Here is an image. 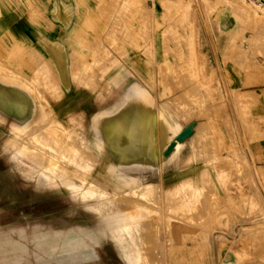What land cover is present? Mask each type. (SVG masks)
Returning a JSON list of instances; mask_svg holds the SVG:
<instances>
[{
  "label": "rangeland",
  "instance_id": "374dc122",
  "mask_svg": "<svg viewBox=\"0 0 264 264\" xmlns=\"http://www.w3.org/2000/svg\"><path fill=\"white\" fill-rule=\"evenodd\" d=\"M244 4L254 15H264V8L245 0H0V36L21 20L46 27L64 20L71 26L67 41L78 96L60 111L59 85L47 62L38 67L36 58L20 49L0 58V77L20 87L30 102L23 127L0 113V264H125L107 234L112 225L105 216L128 212L156 224L151 226L154 250H145L150 244L140 240L145 228H139L137 241L151 264L153 253L164 254L166 264L171 259L177 264H264L259 240V227L264 228V22L254 24L251 12L238 8ZM60 10L70 17L59 18ZM20 63L37 65L30 67L29 79H21ZM83 76L96 79L98 108L102 98L112 111L125 99L134 105L136 92L144 90L139 97L150 110L165 106L168 135L200 123L199 131L176 159L165 162L159 128L158 166L121 171L112 155L102 160L95 150L93 126L98 124L85 114L82 94L90 86L79 81ZM53 137L54 153L43 150L40 142ZM74 183L84 186L77 191ZM91 188L92 196L85 192ZM114 189L121 194L134 190L139 205L146 206L136 203L135 213L130 212L137 200L132 193L109 208L101 205L100 190L113 199L118 196Z\"/></svg>",
  "mask_w": 264,
  "mask_h": 264
},
{
  "label": "bare ground",
  "instance_id": "6f19581e",
  "mask_svg": "<svg viewBox=\"0 0 264 264\" xmlns=\"http://www.w3.org/2000/svg\"><path fill=\"white\" fill-rule=\"evenodd\" d=\"M239 9H240V11H243V12H251L250 13V15L252 16V18H254V21H253V23L254 22H256L257 21V23H263L264 22V15H262V16H260V15H258V14H256V15H254V9L250 6V5H243V6H239L238 7ZM263 9V8H262ZM253 11V12H252ZM263 11V13H264V10H262ZM248 15V14H247ZM251 20V19H250ZM253 20V19H252ZM257 23H256V25H257ZM255 24V23H254ZM261 26V25H260ZM260 26L258 27V28H260ZM262 28L264 27V25H262L261 26ZM52 28V27H51ZM257 28V29H258ZM261 28V29H262ZM263 30V29H262ZM258 31V30H257ZM260 32V31H259ZM258 34V33H257ZM108 35V34H107ZM129 37L131 36V34L130 35H128ZM99 37V36H98ZM107 38V37H106ZM131 42V41H130ZM133 42V41H132ZM98 45V44H97ZM85 46H86V44H85ZM102 47H104V46H102ZM14 48V47H13ZM105 48V47H104ZM103 48V49H104ZM18 49H20V48H18ZM14 50V49H13ZM93 50V49H92ZM136 50V49H135ZM90 51V50H89ZM136 51H138V50H136ZM19 52V51H18ZM21 52V51H20ZM17 53V52H16ZM96 53V52H95ZM12 54V53H11ZM19 55H21V54H19ZM92 55V54H91ZM103 58V57H102ZM104 59V58H103ZM17 60V59H16ZM86 61V60H85ZM108 61V60H107ZM82 62V61H81ZM16 63V62H15ZM88 64V63H87ZM1 65V64H0ZM105 66V65H104ZM91 67V66H90ZM4 68V67H3ZM77 68V67H76ZM86 70V69H85ZM90 71V70H89ZM79 73V72H78ZM99 73V72H98ZM1 74V73H0ZM75 74V73H74ZM90 75V74H89ZM3 76H4V74H3ZM88 76V75H87ZM87 76H86V79H87ZM84 77V76H83ZM90 77V76H89ZM96 78V77H95ZM41 79V78H40ZM72 80H74V79H72ZM103 80V79H102ZM41 81V80H40ZM84 81V80H83ZM88 79H87V83H88ZM26 82V81H25ZM74 82H75V80H74ZM86 82V81H85ZM76 83V82H75ZM83 84H85V83H83ZM94 84V83H93ZM75 85V84H74ZM85 85H87V84H85ZM82 86V85H81ZM90 87H91V85H90ZM106 87H107V85H106ZM93 88V87H92ZM108 88H110V86L108 87ZM107 88V89H108ZM36 90V89H35ZM94 90V89H93ZM131 90V89H130ZM138 90V89H137ZM95 91V90H94ZM144 92V90H140V91H137L136 92V95H137V97H136V104H134V105H130V103H131V100H129V99H125L124 101H122V104L118 107V110H117V113H116V116L113 118L114 120H112L111 122H109V124L106 126L107 127V129H108V131H107V133L105 134V139L103 140V142L101 141V140H99V141H97L96 143H95V150L98 152V153H100V154H102L103 155V158H102V160H107V158H105L104 157V154H110V155H112L113 156V159L116 161V168L117 169H120L121 171H124V170H137V169H146V168H152V170H154L157 166H158V164H159V159H158V157H159V148H158V143H157V141H156V136H157V130L160 128L161 130H162V132H163V134H162V140H163V142H162V144H163V160L165 161V162H169V161H172L173 159H176L177 158V156L181 153V151L183 150V148L185 147V144H186V142L187 141H189V140H191V141H193L192 139V137L190 138V136H191V134H193V133H197L198 131H199V128H200V123H199V126H197V127H194L193 125L191 126V125H187L186 127H185V129H182V130H180V132H178V134H174V136L172 137L171 135H168L167 134V132L165 131V127H164V125H163V120L162 119H165V117L167 116L166 114H168V113H166L167 111H166V109H165V106L164 105H161L158 109H154L155 111H152V110H150V106H149V104H147L146 102H143V101H141L140 100V97L139 96H142V94H140V93H143ZM133 99H134V97H133ZM132 99V100H133ZM146 99V98H145ZM44 102V101H43ZM133 103V102H132ZM135 103V102H134ZM168 104V103H167ZM173 107V106H172ZM125 109V110H124ZM169 115V114H168ZM50 117V116H49ZM168 117V116H167ZM169 118V117H168ZM168 118H166V121L168 122V123H174V121H171V119H168ZM54 121V119L52 118L50 121ZM52 121V122H53ZM45 122V121H44ZM39 123H41V122H39ZM46 124V123H45ZM53 124V123H52ZM52 124H50L51 126H52ZM48 125V124H47ZM41 126V125H40ZM60 126V125H59ZM58 126V127H59ZM44 127V126H43ZM62 127V126H61ZM45 128V127H44ZM60 128V127H59ZM13 129V128H12ZM14 129H16V128H14ZM20 129V128H19ZM35 129H37V127L35 128ZM39 129V128H38ZM62 130H65V128H62ZM16 131V130H15ZM66 131V130H65ZM145 131H147L148 132V134L147 135H145ZM171 131V130H170ZM57 132V131H56ZM158 132H160V131H158ZM13 133H16L17 134V132H13ZM22 133V132H21ZM31 133V132H30ZM66 133V132H65ZM18 134H19V131H18ZM18 134L16 135V137L18 136ZM36 134V133H35ZM20 135H22V134H20ZM41 135V134H40ZM68 135V134H67ZM71 135V134H70ZM69 135V136H70ZM49 136V135H48ZM160 136V135H159ZM21 137V136H20ZM36 137H38V136H36ZM55 137V136H54ZM54 137L51 139L50 138V140L49 141H44V142H40V144H41V148L43 149V150H47V149H52V152L53 151H55V148H53L52 147V140L54 139ZM68 137V136H67ZM79 137V136H78ZM77 137V138H78ZM152 137V138H151ZM66 138V137H65ZM72 138V137H71ZM70 138V139H71ZM160 138V137H159ZM82 139V138H81ZM80 139V140H81ZM118 139V140H117ZM172 139H174V141H176V143H174V145H172ZM57 140V139H56ZM85 140V139H84ZM38 141H41V140H38ZM53 141H55V139L53 140ZM73 141V140H72ZM76 141V140H75ZM74 141V142H75ZM77 141H78V139H77ZM116 141H117V143H116ZM146 142V144H147V146L145 147V150L144 149H142V147L141 146H139L140 144H142V143H145ZM34 143V142H33ZM32 143V144H33ZM37 143V142H36ZM81 143V142H80ZM83 143V142H82ZM39 144V145H40ZM54 144H57V143H55L54 142ZM160 144H161V142H160ZM31 145V144H30ZM38 145V146H39ZM61 145V144H60ZM80 145V144H79ZM83 146H84V144H82ZM174 146L173 148H172V146ZM73 146V145H72ZM77 147H78V145H76ZM160 146V145H159ZM36 147V146H35ZM52 147V148H51ZM56 147V146H55ZM81 148H84V147H82V146H80ZM80 147H79V150H80ZM141 147V148H140ZM162 147V146H161ZM192 147V146H191ZM19 148V147H18ZM65 148V147H64ZM71 148V147H70ZM88 148V147H87ZM172 148V150L170 151V149ZM41 149V150H42ZM67 149V148H66ZM75 149V148H74ZM139 150V149H141L140 150V152H138V153H134V151L135 150ZM58 150L60 151V148H58ZM161 150V149H160ZM168 150L171 152V153H167L168 152ZM49 151V150H48ZM82 151H84V149H82ZM143 151L145 152V153H143ZM77 152V151H76ZM85 152V154H86V151H84ZM150 152H151V154L152 155H150ZM54 153V152H53ZM78 153V152H77ZM92 153H94V152H92L91 151V154ZM35 154H36V152H35ZM35 154H34V156H35ZM84 154V153H83ZM61 155V154H60ZM62 155H63V152H62ZM61 155V156H62ZM79 155V154H78ZM94 155V154H93ZM39 156V155H38ZM65 156V155H64ZM71 156V155H70ZM86 156V155H85ZM88 156V155H87ZM89 156H90V154H89ZM39 157H42V159L43 158H45L43 155L42 156H39ZM49 157H50V154H49ZM48 157V158H49ZM67 157H68V155H67ZM66 157V158H67ZM91 158H92V155L90 156ZM96 157V156H95ZM95 157H93V159H95ZM98 157V156H97ZM149 157H151L152 159L151 160H149ZM61 158V157H60ZM72 157H70V159H71ZM41 159V160H42ZM46 159V158H45ZM62 159V158H61ZM65 159V158H64ZM78 159V158H77ZM88 159V158H87ZM83 162H84V157H83V159H81ZM51 161V160H50ZM50 161H48L49 163H51ZM71 161V160H70ZM79 161V160H78ZM90 161V160H89ZM94 161V160H93ZM39 162V161H38ZM43 162V161H42ZM41 162V165L43 164ZM47 162V163H48ZM44 163H45V161H44ZM46 163V164H47ZM49 163H48V166H49ZM81 163V162H80ZM80 163L79 162H77L76 163V167L75 168H77L78 166H80ZM52 164H54V162L53 163H51V165ZM93 164V163H92ZM96 164V163H95ZM95 164H93V167H95ZM50 165V169H52L53 170V168H52V166ZM85 165V164H84ZM98 165V164H97ZM106 165H107V163H106ZM43 167H44V165H42ZM54 166V165H53ZM47 167V166H46ZM45 167V168H46ZM65 167V166H64ZM101 167V166H100ZM44 168V169H45ZM61 170L63 171V167L61 166ZM84 168V167H83ZM94 169V168H93ZM223 169V168H222ZM46 170V169H45ZM51 170V171H52ZM64 170H66V169H64ZM54 171H56V169L54 170ZM69 171V170H68ZM59 173H61V172H59ZM63 173V172H62ZM52 174V173H51ZM66 174V173H65ZM39 175H44L45 177H48L47 176V174H45L44 172H39ZM57 175H58V173H57ZM56 175V176H57ZM71 175V174H70ZM77 175V174H76ZM75 175V176H76ZM110 175V174H109ZM50 176V175H49ZM59 176V175H58ZM75 176H73V177H75ZM54 177V176H53ZM71 177V176H70ZM72 177V178H73ZM76 177H78V176H76ZM106 177H108L107 175H106ZM120 177V180H125L126 179V177L124 176V175H120L119 176ZM58 178V177H57ZM76 179V178H75ZM81 179H83V178H81ZM110 179V178H109ZM89 181V180H88ZM91 181H93V180H91ZM90 181V182H91ZM135 181V180H134ZM190 181V180H189ZM71 182V181H70ZM85 183H86V181H84ZM183 182V181H182ZM191 182V181H190ZM69 183V182H68ZM72 183V182H71ZM88 183V182H87ZM89 184V183H88ZM91 184H93V182H91ZM91 184H89V185H91ZM114 184V183H113ZM183 184V183H182ZM190 184V183H189ZM70 185V184H69ZM73 185V188H75V189H77V188H81L82 186H84V183H80V184H78V183H74V184H72ZM87 185V184H86ZM186 185V184H185ZM91 187V186H90ZM178 187V186H177ZM180 187H182V186H180ZM88 188V187H87ZM93 188H94V186H93ZM146 188V187H145ZM148 188V189H147ZM146 189L147 190H149V187H147ZM152 187L150 186V189H151ZM158 188V187H157ZM179 188V187H178ZM98 189V188H97ZM154 189H156L155 187H154ZM147 190H142V192L144 191L145 192V198L147 199ZM157 190V189H156ZM77 191H78V189H77ZM94 189H87V190H85V192L87 193V194H89V195H93L94 194ZM98 191H99V189H98ZM134 190H131V191H125V193L123 192V194H121L122 192H118V191H116L115 189L112 191V192H114V193H117L118 194V196L115 198H113V199H111L110 197V199L109 198H107V193H109V192H107V191H101L100 190V193H99V195H98V200L99 201H102V202H100L101 203V205H105V206H107V205H109V204H112L113 203V201H117L118 200V203H120V201L122 202V200L124 201L125 199H127L128 198V193H132L133 195H132V197H134L135 196V199H137L136 201H135V199L133 198V200L135 201L134 203L136 204H138L139 205V202H138V197L140 198V196H138V195H134V192H133ZM137 191V193H138V190H136ZM135 191V192H136ZM151 191V193H152V189L150 190ZM155 191V190H154ZM153 191V192H154ZM84 192V191H83ZM144 192L142 193V194H144ZM156 192V191H155ZM154 192V193H155ZM157 192H159V190H157ZM171 192V191H170ZM191 192V191H190ZM82 192H80V194H81ZM98 193V192H97ZM140 193V192H139ZM188 193V192H187ZM78 194V193H77ZM85 194V193H84ZM83 194V195H84ZM86 194V195H87ZM116 194V195H117ZM141 194V193H140ZM139 194V195H140ZM160 194V193H159ZM169 194V193H168ZM151 195V194H150ZM162 195V194H161ZM171 195V194H170ZM174 195V194H173ZM173 195H172V197H173ZM110 196V195H109ZM131 196V194L129 195V197ZM136 196H138L137 198H136ZM142 196V195H141ZM152 196H155V194H153ZM150 197L151 199L153 198V197ZM159 195H157L156 196V198L158 197ZM163 196V195H162ZM161 196V197H162ZM165 196H168V199H169V195H165ZM191 197H192V195H190ZM86 197V196H85ZM161 197L159 198L161 201H164L163 199H161ZM81 198V197H80ZM144 198V199H145ZM166 198V197H165ZM174 198V197H173ZM92 199H94V198H92ZM96 199H97V197H96ZM129 199V198H128ZM143 198H142V200L140 199V201L141 202H143V200H144ZM167 199V198H166ZM167 199V200H168ZM170 199H172V198H170ZM75 200H76V198H75ZM130 200H132V199H130ZM157 200V199H156ZM78 201V200H77ZM80 201V200H79ZM82 201V200H81ZM146 202H147V206H148V201H151L150 199L149 200H145ZM152 201H155V200H152ZM160 201V203L159 202H157V203H159L160 205H162L163 203ZM170 201V200H169ZM173 201V200H172ZM171 201V202H172ZM201 201H202V199H201ZM200 201V202H201ZM145 202V203H146ZM171 202H170V205H171ZM174 202V201H173ZM133 202H131V204H132ZM144 203V204H145ZM156 202H154V204H155ZM162 203V204H161ZM167 203V202H166ZM165 203V204H166ZM180 203V202H179ZM189 203V202H188ZM98 204H99V202H98ZM124 205L126 204V202H124L123 203ZM123 204H121V206L123 205ZM130 204V203H129ZM134 204V205H135ZM130 205V206H132V207H130V209H131V211L130 212H134L135 213V211H134V208L133 207H138V205ZM150 204V203H149ZM153 204V202L151 203V206H153L152 205ZM173 204V203H172ZM184 204V203H183ZM193 204V203H192ZM114 205V204H113ZM123 205V207H125ZM141 205H143V204H141ZM141 205H139V206H141ZM158 205V204H157ZM179 205V204H178ZM115 206V205H114ZM127 206V205H126ZM143 206H146V205H143ZM163 206V205H162ZM162 206H160L159 208H161ZM165 206V205H164ZM98 207V206H97ZM108 207V206H107ZM111 207V206H110ZM142 207V206H141ZM154 207H156V206H154ZM168 207H170V206H168ZM196 206H194V208H195ZM198 207H199V205H198ZM109 208V207H108ZM112 208V207H111ZM128 208V207H127ZM126 207H125V209L128 211V209H127ZM149 208H152V207H150V205H149ZM86 209H88V208H86ZM132 209H133V211H132ZM137 209V208H136ZM146 209H147V207H146ZM154 209V208H153ZM156 209H158V207L156 208ZM164 209V208H163ZM166 209H167V206H166ZM191 209V208H190ZM193 209V208H192ZM113 210H116V208H114ZM120 210V209H119ZM139 210V209H138ZM148 210H150V209H148ZM148 210H147V212H148ZM186 210V209H185ZM111 211V210H110ZM146 211V210H145ZM160 213H161V211L162 210H158ZM192 211V210H191ZM153 212V211H152ZM163 212V211H162ZM165 212V211H164ZM169 212V211H168ZM189 212V211H188ZM158 213V212H157ZM177 213V212H176ZM119 214V213H118ZM139 215V214H138ZM141 215H142V213H141ZM140 215V216H141ZM146 215H147V213H146ZM157 215V214H156ZM155 215V216H156ZM188 215H190V216H194V218H195V216H197V214H188ZM148 216V215H147ZM155 216H154V218H155ZM161 216H162V213H161ZM160 216V217H161ZM142 217V216H141ZM149 217V216H148ZM151 217V216H150ZM149 217V218H150ZM154 218H153V220H154ZM105 219L107 220V222H109V224H111L112 226H110V227H108V231H107V234L108 235H110L111 236V240H112V242H113V247L115 248V250H117L118 252H119V256L121 257V259L125 262V264H151V262H149L148 260H147V255L149 254H142V252H141V249L139 248V245H138V243H137V241L141 238V235H142V238L140 239L141 241L143 240L144 242H145V245L147 246V245H149L150 244V246L147 248L146 247V249L145 250H151V248L153 249L154 248V246L156 245L155 243H154V241L152 240V242L150 241V239H152V234H153V228H154V225H156V224H154V221H151V220H148V221H141L140 219H143V218H140L139 219V217L138 216H135L133 213H122V214H119V215H116V214H108V213H106V216H105ZM145 219V218H144ZM151 219V218H150ZM146 220H147V218H146ZM155 220H157V218H155ZM63 225V223L62 222H60L59 223V228H61V229H64V227H61ZM153 225V228H151V226ZM140 227H142L141 229L143 230V228H145V230H144V232L143 233H141V235H140V238L138 237V234L140 233ZM156 227V226H155ZM261 229H263L261 232H263V235H264V228H260L259 227V231L261 230ZM260 236V239L259 240H261V242H260V244H261V248H263V251H264V236ZM258 241V240H257ZM256 242V241H255ZM152 243H153V245H152ZM258 243V242H257ZM259 248V247H258ZM261 248H260V250H261ZM144 250V251H145ZM154 250V249H153ZM261 253H263V252H261ZM260 254V253H259ZM264 254V253H263ZM144 255V256H143ZM153 257H152V264H166L167 262H166V260H165V256H164V254H161V253H153V255H152ZM173 256V255H172ZM172 256H170V258L172 257ZM257 257V256H256ZM259 257V256H258ZM264 258V257H263ZM249 259V258H248ZM251 259V258H250ZM263 260V259H262ZM262 262V261H261ZM170 263L171 264H177L176 263V261H173V259H171L170 260ZM262 264V263H261Z\"/></svg>",
  "mask_w": 264,
  "mask_h": 264
},
{
  "label": "crops",
  "instance_id": "0c3cea01",
  "mask_svg": "<svg viewBox=\"0 0 264 264\" xmlns=\"http://www.w3.org/2000/svg\"><path fill=\"white\" fill-rule=\"evenodd\" d=\"M63 13L67 15H63ZM65 16L70 17L69 12L60 10L58 17L63 18ZM62 21L59 25H54L51 28L49 26L31 25L28 20H21L16 25L11 26L6 32H3L0 36V58H6L9 53L20 48V50H24L26 56L31 54L33 58H36L37 62L40 63L38 67L42 65L45 66L47 62L48 67H50L51 71L54 73L59 85L61 100L57 104V108L60 111H64L69 106L72 99L78 97L73 85L75 80L73 77L74 60L71 57L67 41V31L71 26L65 24L66 22H64V20ZM31 66L32 68L37 67V65L33 63H20L18 72L21 74V79H29L27 77H29L28 73ZM87 79L89 80L88 83ZM87 79L84 77L80 78L79 81H86V84H89V86L91 85L90 89L86 88L82 95L84 97L86 116L90 117L93 123L98 124V127L93 126L96 132L95 145L97 141L101 140L103 142L105 139V134L108 131L106 126L109 122L114 120L113 118L116 116L118 107L122 102L114 111H112V109L110 110L108 108V100L104 102L102 98L99 105L100 107L98 108V102H94L93 99V82L96 79H92V77H87ZM5 81L4 78L0 77V113L14 117L11 121V125L15 127H23L27 123L21 121L27 119L28 114L30 113L28 95L21 92L22 89L20 87L9 85L5 83ZM245 129L247 131L248 126H246ZM145 132V135H147L148 132ZM139 146L145 150L147 144L145 142ZM143 153L145 152L143 151ZM150 155H152L151 152ZM151 159L152 158L149 157V160ZM256 159L260 160L261 158L257 156Z\"/></svg>",
  "mask_w": 264,
  "mask_h": 264
},
{
  "label": "built area",
  "instance_id": "2783aa9c",
  "mask_svg": "<svg viewBox=\"0 0 264 264\" xmlns=\"http://www.w3.org/2000/svg\"><path fill=\"white\" fill-rule=\"evenodd\" d=\"M245 1L259 9L264 8V0H245Z\"/></svg>",
  "mask_w": 264,
  "mask_h": 264
}]
</instances>
